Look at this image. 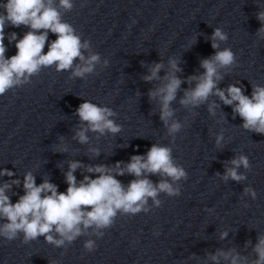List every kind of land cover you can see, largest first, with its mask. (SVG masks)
<instances>
[{
    "label": "clouds",
    "instance_id": "obj_1",
    "mask_svg": "<svg viewBox=\"0 0 264 264\" xmlns=\"http://www.w3.org/2000/svg\"><path fill=\"white\" fill-rule=\"evenodd\" d=\"M59 6L71 11L74 7L73 0H59ZM0 8H3V12H0V96L27 82L41 67L55 64L57 71L69 70L78 59L82 63L75 66L72 76L83 78L92 73L95 65L100 63L99 54H92L85 59L82 49L88 48V42L82 43L74 28L61 20L54 0H6L0 3ZM256 19L261 24L257 36L264 39V11L257 12ZM6 22L14 28L24 26L30 29L22 38H18L15 32L9 35V43L15 41L17 51L15 55L7 58L4 44ZM49 32L55 34L56 39L48 45V51L44 53ZM227 39V33L217 27L211 36V47L214 50L219 49V42ZM107 63L105 60L104 64ZM168 63L169 68L162 78L161 86L150 90L148 96L149 100L159 98L160 120L166 127L167 134L175 138L182 124L172 119L174 110L170 105L185 81L176 76V72L181 71L177 61L169 59ZM235 63V54L230 48L217 50L209 58L201 60L200 66L204 72L187 78L189 84L195 81V87L186 89L179 103L184 107H198L210 95H216L224 105L232 106L234 118L238 115L243 120V129L264 135V86L254 84L250 97L244 94L242 87L234 84L226 89L217 86L223 79L219 69L231 68ZM163 67V63H154L149 67L150 75L143 79L146 82L161 80L158 73ZM216 107L218 105L214 102L210 104L209 112L215 115ZM76 115L81 121V127L73 138L81 144L88 142V131L100 134L108 131L116 134L122 130L120 125L110 119L115 113L107 106L85 100L76 109ZM222 141L223 134H218L216 145L219 147ZM57 151L65 152L67 147L61 144ZM90 151L99 154L97 149ZM120 164L121 162H117L113 168L106 165L84 166L79 161H70L69 169L65 173L66 192H59L57 185L48 180L37 185L35 177L28 172L23 181L24 194L15 203L6 195V191L11 190L13 185L18 186L20 181L16 179L11 184L5 182L0 185V220L6 221L0 224V237L10 242L23 233L22 242L27 244L43 236L48 243L60 247L65 242L71 243L91 228L98 238H102L104 232L101 230L112 227L118 213L134 216L142 211L147 212L149 199L156 207H160L158 195L163 192L170 197L179 196L180 187L177 182L188 179L185 168L174 162L171 147L165 145L152 144L146 155H133L123 168ZM81 167L87 173L98 175L96 178L84 175L83 180L77 184L74 172ZM241 167L245 170L251 168L248 157L243 154L227 162L224 174L221 176L217 173V176L225 182L231 179L239 183L247 178L238 171ZM126 173L135 179L125 187L116 176ZM14 175V172L6 168L0 169V176L11 178ZM149 175H159L161 179L153 183L148 178ZM244 194L256 198V192L251 187H246ZM53 231L58 234L59 239L54 238L51 234ZM154 234L158 236L160 233L157 231ZM227 235V231L222 232L221 239ZM83 247L87 252H92L96 248L95 241L87 240ZM244 247H251L254 259L242 255L235 248L227 251L218 249L207 258L213 264H220L221 259L227 264H264V233L257 235L254 245L251 240L245 241Z\"/></svg>",
    "mask_w": 264,
    "mask_h": 264
}]
</instances>
